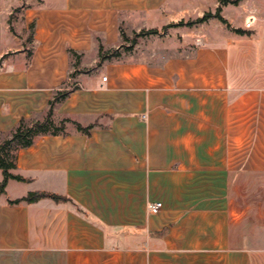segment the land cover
I'll return each mask as SVG.
<instances>
[{"label":"crops","instance_id":"crops-1","mask_svg":"<svg viewBox=\"0 0 264 264\" xmlns=\"http://www.w3.org/2000/svg\"><path fill=\"white\" fill-rule=\"evenodd\" d=\"M26 1L0 0V132L44 118L63 90L53 120L69 122L18 152L0 264H264V0L224 7L249 35L219 28L158 64L100 63L93 35L112 47L122 16L147 25L222 0ZM31 193L66 200L17 202Z\"/></svg>","mask_w":264,"mask_h":264},{"label":"rangeland","instance_id":"rangeland-1","mask_svg":"<svg viewBox=\"0 0 264 264\" xmlns=\"http://www.w3.org/2000/svg\"><path fill=\"white\" fill-rule=\"evenodd\" d=\"M20 1L24 7H26V5L32 7L37 4V2L31 4L26 0ZM218 6V8H209L198 14L194 13V15L189 18L152 19L147 25L145 22H142L144 18L139 14H132L129 17L122 16L119 23V39L117 44L112 47H107V45H102L103 41L101 37L96 34L93 35L95 44H99V48H102V52L99 50L100 60L103 56H109L113 55L115 52H119L121 54L120 57H111L108 60L111 62L140 61L158 64L162 60L171 57L193 53L195 48L203 45V40L214 35L220 36L218 34L219 28L226 32L235 31L234 25L231 24L230 21H227L224 13V7H230L232 4L220 1ZM219 8H221V11L217 12ZM7 9L2 7L0 10L6 11ZM20 10L21 8H11L10 21L12 24L14 23L15 18L18 17ZM209 13L215 17L207 19L206 21H201ZM181 23H183V25H180ZM32 26L30 27L33 28ZM30 27L25 31V37L28 42L27 48H31L32 50L33 33ZM144 30H157L158 33L140 35ZM121 32L125 34L128 41L121 36ZM136 34L139 35L136 36ZM71 55L74 64H77V62L80 61V56L76 55L75 52H72ZM76 73L77 71L73 70L71 75H75ZM66 88H74V84H71L70 86L68 85ZM62 92L67 91L63 90ZM43 119L44 118H41L40 120ZM57 125H59V123H57ZM11 134H3L0 132V146L5 140L10 139ZM17 150L18 147L12 145L9 153L16 154Z\"/></svg>","mask_w":264,"mask_h":264},{"label":"trees","instance_id":"trees-1","mask_svg":"<svg viewBox=\"0 0 264 264\" xmlns=\"http://www.w3.org/2000/svg\"><path fill=\"white\" fill-rule=\"evenodd\" d=\"M242 0H222L223 3H230L232 5H238ZM221 8L218 9L217 12H220ZM212 14H207L201 21H206L207 19L213 18ZM219 17V16H217ZM221 19V18H220ZM180 25H183L181 23ZM34 31V27L32 28V33ZM235 32L238 35H249L248 32L237 29ZM157 30H151L146 31L144 30L142 34L140 35H148V34H157ZM139 34H136L138 36ZM121 36L128 41V38H126L125 34L121 32ZM100 52H102V48H100ZM121 54L119 52H115L113 55L109 56H103L101 57L100 63H102L105 60H108L111 57H120ZM69 95V92H60L57 94V96L50 102V108L47 112V115L44 117L43 120L39 119H22L18 126L15 128V130L12 132L10 139H7L4 141V143L0 146V169L3 171L4 174V181L2 182L0 186V190L3 192L6 184L9 179H14L21 181L22 178L19 176H15L11 173L12 170L16 168V161L18 157V152L20 149H27L34 145L35 139L37 137L42 136H55L60 133H64L66 124L69 122V120H62L59 125H57L53 120L54 115V106L67 98ZM93 127L83 128L80 125L77 126L78 131L83 132L87 135L90 134V130ZM12 145H16L18 147L16 154H10V147ZM50 197L53 200L59 202V201H65V198L59 197L57 195H47L45 193H31L26 198L17 201H25L28 203L36 202L40 199Z\"/></svg>","mask_w":264,"mask_h":264},{"label":"built area","instance_id":"built-area-1","mask_svg":"<svg viewBox=\"0 0 264 264\" xmlns=\"http://www.w3.org/2000/svg\"><path fill=\"white\" fill-rule=\"evenodd\" d=\"M252 24H253V20L247 23V28H251ZM103 80L106 81L107 78L105 77L103 78ZM161 207H162V203H155V204H148L147 209L150 213L156 214L158 213Z\"/></svg>","mask_w":264,"mask_h":264}]
</instances>
